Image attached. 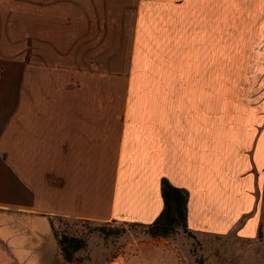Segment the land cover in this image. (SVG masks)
I'll list each match as a JSON object with an SVG mask.
<instances>
[{"label":"crops","instance_id":"crops-1","mask_svg":"<svg viewBox=\"0 0 264 264\" xmlns=\"http://www.w3.org/2000/svg\"><path fill=\"white\" fill-rule=\"evenodd\" d=\"M132 1L128 57L112 77L122 89L105 95L120 106H100L82 77L68 86L0 53V257L12 264L59 259L58 218L152 224L163 182L184 193L192 233L264 230V130L225 106L227 84L242 82L227 75L234 0ZM260 16L242 34L264 35Z\"/></svg>","mask_w":264,"mask_h":264},{"label":"rangeland","instance_id":"rangeland-1","mask_svg":"<svg viewBox=\"0 0 264 264\" xmlns=\"http://www.w3.org/2000/svg\"><path fill=\"white\" fill-rule=\"evenodd\" d=\"M132 8V0H0V53L29 58L34 73L60 75L68 86L76 85L69 78L82 77L84 89L99 90L100 106H120L121 99L106 96L122 89L112 77L123 73L128 57ZM260 9L254 0L227 4V75L242 82L227 84L225 106H242L243 119L255 118L264 130V48L251 50L264 35L242 34ZM246 62L255 65L241 66ZM53 232L78 240L80 248L71 260L61 254L50 264H264V230L253 240L187 228L163 238L150 236L146 226L58 218ZM0 264L12 262L1 256Z\"/></svg>","mask_w":264,"mask_h":264},{"label":"trees","instance_id":"trees-1","mask_svg":"<svg viewBox=\"0 0 264 264\" xmlns=\"http://www.w3.org/2000/svg\"><path fill=\"white\" fill-rule=\"evenodd\" d=\"M163 209L158 218L146 226L152 237H168L178 228L186 229V197L184 193L169 185L162 183ZM62 256L67 261L72 259L73 254L80 248L78 240L62 236L57 238Z\"/></svg>","mask_w":264,"mask_h":264}]
</instances>
